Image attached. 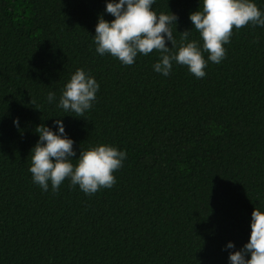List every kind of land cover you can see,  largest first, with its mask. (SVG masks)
<instances>
[{"label": "trees", "instance_id": "obj_1", "mask_svg": "<svg viewBox=\"0 0 264 264\" xmlns=\"http://www.w3.org/2000/svg\"><path fill=\"white\" fill-rule=\"evenodd\" d=\"M107 2L0 0V264H230L252 212L264 211V27L234 30L203 79L175 62L165 77L155 50L131 66L96 52L98 18L114 19ZM199 7L155 0L157 14L178 17L177 48ZM192 40L202 48L195 29ZM77 69L100 86L83 116L58 107ZM56 119L73 159L98 145L127 153L111 189L86 195L65 180L53 193L33 182L35 129L58 134Z\"/></svg>", "mask_w": 264, "mask_h": 264}, {"label": "clouds", "instance_id": "obj_2", "mask_svg": "<svg viewBox=\"0 0 264 264\" xmlns=\"http://www.w3.org/2000/svg\"><path fill=\"white\" fill-rule=\"evenodd\" d=\"M155 0H110L106 13L114 17L109 22L103 16L98 18L93 37L96 52L110 54L123 65L131 66L138 54L145 56L154 50L160 54L153 65L155 72L167 77L173 62L186 66L197 79L206 76L208 61L219 64L226 57L224 45L229 44L234 30L249 25L264 27V12L253 0H202V10L190 14L189 19L203 41H189L191 31L180 33L181 42L177 48L171 25L178 17L171 13L157 14L153 10ZM171 42L172 47L166 46ZM173 49H176L173 51ZM204 53L208 54L207 60ZM95 78L83 69H77L59 98L58 107L65 112L83 116L91 109L99 90ZM49 103L55 100V93L47 96ZM32 102V101H31ZM19 126V119L13 121ZM58 134L52 129L39 125L35 132L39 140L31 150L29 172L32 180L47 192L49 184L57 193L65 180L70 187L78 186L86 195H93L100 189H111L116 184L114 173L123 167L127 153L110 145H98L81 150L79 157L73 150L74 141L67 137L61 119L55 120ZM73 160L76 161L73 164ZM233 243L227 249H233ZM250 256L249 258H246ZM230 264H264V211L255 208L251 215V234L242 249L229 254Z\"/></svg>", "mask_w": 264, "mask_h": 264}]
</instances>
